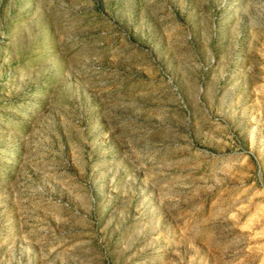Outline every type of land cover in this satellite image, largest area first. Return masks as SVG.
<instances>
[{"label":"rangeland","instance_id":"obj_1","mask_svg":"<svg viewBox=\"0 0 264 264\" xmlns=\"http://www.w3.org/2000/svg\"><path fill=\"white\" fill-rule=\"evenodd\" d=\"M0 264H264V0H0Z\"/></svg>","mask_w":264,"mask_h":264}]
</instances>
